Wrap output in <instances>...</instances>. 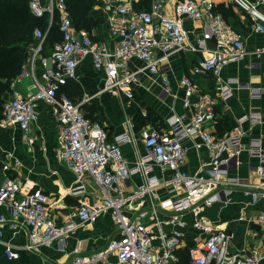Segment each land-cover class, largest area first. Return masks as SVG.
<instances>
[{
    "label": "built area",
    "instance_id": "built-area-1",
    "mask_svg": "<svg viewBox=\"0 0 264 264\" xmlns=\"http://www.w3.org/2000/svg\"><path fill=\"white\" fill-rule=\"evenodd\" d=\"M171 1L149 0L146 7L142 0H96L109 30L106 41H94L88 31L76 30L65 0L30 1L29 8L35 17L48 15V28L46 31L34 30L35 42L28 49L29 56L23 71L11 83V92L0 118V129L16 126L27 134L39 119V103H47L58 125L60 158L78 180L91 177L100 188L102 198L95 202L81 199L77 210L59 225L49 210L48 196L42 190H25L20 177L8 176L0 185V207L10 214H0V243L3 244V227L9 225L13 230L28 228L26 250L34 251L55 242L64 245L80 225L93 224L108 213L118 238L94 253L77 254L71 264H107L112 255L116 264H176V251L183 244L182 229L187 225L181 216L192 213V225L204 237L189 248L188 264H264L263 248L232 252V235L215 229L200 213L201 204L209 207L228 201L232 187L250 186L247 178L229 176L242 164L241 138L244 132L240 130L217 140L203 127L215 119L217 101L227 100L233 95V84L239 89L249 88L238 80L224 81L221 77L225 67L247 56L243 36L215 10L213 0H176L170 9ZM228 2L253 22L257 32L264 34V0ZM55 15L62 40L54 45L50 55L42 56ZM186 20L201 24L200 35L186 30ZM190 34L194 36L193 40ZM185 52L202 55L191 72L195 76L213 75L217 97L203 94L191 77L184 76L180 81L185 91L183 103L185 107L193 108V115L190 118L186 115L171 116L166 121V128L148 127L138 136L129 129L110 139L107 130L87 117L82 109L94 96L84 92L80 100L73 101L62 91L69 80L77 78V68L83 60L92 57L95 70L104 74L102 91L120 99L133 100V85L140 72L146 70L161 78L162 92L168 94L170 88L166 72L170 58ZM252 56L264 60V44L254 49ZM135 60L145 64L142 70L131 68ZM37 62L43 68V84L36 80ZM23 76L31 77L37 85V90L26 97H22L15 87ZM253 95L260 98L262 92L253 90ZM239 122L259 124L261 116L258 112H251L241 117ZM195 137L202 140L195 147H206L212 158L204 173L190 175L183 171L187 159L184 142ZM27 140L33 142L34 138L28 136ZM127 143L135 148L142 146L146 151L143 154L137 152V160L133 164L127 162L121 153V146ZM224 152L226 157L219 159ZM248 152L260 161L252 173L259 176L264 187L261 141L252 140ZM3 169L8 171L11 166L5 164ZM133 176H139L141 183L128 192L127 184ZM220 186L224 188L215 190ZM161 190L169 200L163 199ZM82 191L79 188L69 190L72 194ZM163 209L169 211L166 220L161 217ZM258 221L264 224V214ZM166 225L172 226L169 232L164 229ZM3 246L8 260L19 258L18 249L11 245Z\"/></svg>",
    "mask_w": 264,
    "mask_h": 264
},
{
    "label": "crops",
    "instance_id": "crops-1",
    "mask_svg": "<svg viewBox=\"0 0 264 264\" xmlns=\"http://www.w3.org/2000/svg\"><path fill=\"white\" fill-rule=\"evenodd\" d=\"M175 1L170 2L168 6L170 9ZM213 1L216 5L215 10L236 31L242 34L248 52L241 61L225 67L221 72V77L224 81L238 80L240 84L249 86V88L239 89L236 84H233V95L227 100L219 99L217 101L215 119L207 122L203 127L217 140L240 130L244 132L241 138L243 151L240 161L242 164L237 170H232L229 176L247 178L250 180V186L232 187L228 201H220L209 207L201 204L200 213L213 224L215 229L225 230L232 235V252L250 251L256 248L264 249V224L258 221L260 215L264 214V187H262L259 176L252 173L260 161L248 152L252 140H260L264 149V60L252 56V51L264 44V34L257 32L253 22L232 6L228 0ZM96 8L105 19L102 10ZM170 9L169 11H171ZM184 25L188 32L200 35L201 24L186 20ZM104 38L105 40L109 39V30ZM190 38L193 40L194 36L190 34ZM209 44L212 48V42ZM201 57V54L192 52L171 56L166 72L170 88L168 94L162 92L161 78L151 75L146 70L140 72L133 85V100L120 99L108 91H102L104 74L95 70L92 57H86L83 60L77 68V78L71 80L79 85L82 95L87 92L94 96L89 103L85 104L86 108L83 111L100 120L98 123L107 130L110 139L129 131V129H132L138 136L143 129L148 127H144L140 131L135 129L130 113V108L134 103L138 104L142 112H147V110L152 112L156 123L150 125L155 128H166V121L171 116L192 117L193 108L185 107L183 103L185 91L180 81L184 76L191 77L203 94L217 97L215 93L216 78L213 75L195 76L191 72L192 66ZM144 65L143 62L135 60L132 62L131 68L142 70ZM42 72L43 68L40 62H37L35 76L39 84H43ZM15 87L22 97L33 94L37 90L35 81L29 76L21 77ZM253 90H260L261 97H255ZM72 92L73 97L71 98L78 100L77 98L80 96L78 97L74 91ZM251 112L260 114L261 123L241 124L240 118ZM38 113L37 123L32 125L27 134L16 126L0 129V185L6 177L17 176L21 178L25 190H42L48 196V207L52 216L57 224L61 225L69 219L68 216L71 212L77 210L81 199L95 202L102 198V193L91 177L85 176L82 180H78L60 158V135L51 107L45 102H40ZM28 136H32L34 141L28 142ZM201 141V138L195 137L184 142L187 147V159L183 171L187 174L194 175L203 172L212 158L206 147L201 149L195 147V144ZM137 152L143 154L146 151L142 146L135 148L129 143L121 146V153L130 164L136 162ZM225 157L226 153L224 152L220 154L219 159ZM5 164L10 165L11 169L4 170L3 165ZM157 173L162 176L159 170ZM140 183L141 178L133 176L127 184V191L131 192ZM222 187L224 188V186H220L215 190ZM73 188L83 189V191L80 194H72L69 190ZM161 195L163 199L169 200L167 194L162 190ZM0 214L10 215L8 210L3 207H0ZM161 217L164 220L168 219L169 211L163 209ZM181 218L186 221L187 225L182 229L183 244L180 249L188 251L197 240L204 237V234L193 227L194 216L192 213L183 214ZM164 229L169 232L172 226L166 225ZM3 232V244L0 243V264H71L77 254L94 253L106 248L113 239L118 238L113 219L108 213L93 224L80 225L64 245L55 242L50 246H40L34 251L25 249L29 242L28 228L22 227L13 230L9 225H5ZM3 245H11L18 249L19 258L8 260ZM107 264H116L114 255L109 258Z\"/></svg>",
    "mask_w": 264,
    "mask_h": 264
},
{
    "label": "trees",
    "instance_id": "trees-1",
    "mask_svg": "<svg viewBox=\"0 0 264 264\" xmlns=\"http://www.w3.org/2000/svg\"><path fill=\"white\" fill-rule=\"evenodd\" d=\"M31 0H0V118L4 103L8 100L11 92L12 81L21 74L29 56V47L35 42L34 30L40 28L46 31L48 28V15L41 18L35 17L29 8ZM68 11L72 17L76 30H86L92 32L94 22L91 18L93 7L96 5V0H65ZM143 4L148 7L149 0H142ZM94 41L96 37L91 35ZM62 40V34L59 30L57 15L54 17V23L49 30L48 36L44 44L42 56L51 54L54 45ZM106 41V40H104ZM62 91L71 98L72 91L79 97H82V90L76 83L69 80L63 87ZM73 101L74 100L71 98ZM86 108V105L82 109ZM130 113L133 117L135 129L140 131L145 126L149 125L148 117L145 116L139 108L138 104L134 103L130 108ZM86 114V113H85ZM91 120L92 115L86 114ZM151 122V121H150ZM156 123L155 120L152 121ZM152 124V123H150ZM178 261L176 264H188L189 256L187 249L176 251Z\"/></svg>",
    "mask_w": 264,
    "mask_h": 264
},
{
    "label": "rangeland",
    "instance_id": "rangeland-1",
    "mask_svg": "<svg viewBox=\"0 0 264 264\" xmlns=\"http://www.w3.org/2000/svg\"><path fill=\"white\" fill-rule=\"evenodd\" d=\"M96 7H98L97 4L93 7V13H92L91 18L94 22L97 21V23H94L92 25L91 35L96 37V39H98L97 41H104L105 40V38H104L105 34H108V29H107L106 21L102 15V13ZM148 114H152V112L147 110L145 116H148ZM92 118L95 119V122H100V120L96 116H94V117L92 116ZM153 118H154L153 114L150 117H148L147 121L149 122V125H147L145 127H149V128L153 127L150 125V123L153 124V122H152L154 120Z\"/></svg>",
    "mask_w": 264,
    "mask_h": 264
}]
</instances>
